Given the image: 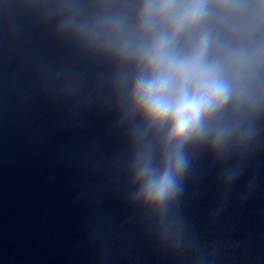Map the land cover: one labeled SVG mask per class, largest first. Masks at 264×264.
I'll return each mask as SVG.
<instances>
[{
    "label": "clouds",
    "instance_id": "1",
    "mask_svg": "<svg viewBox=\"0 0 264 264\" xmlns=\"http://www.w3.org/2000/svg\"><path fill=\"white\" fill-rule=\"evenodd\" d=\"M59 14L61 31L121 68L115 86L144 122L132 161L138 198L162 206L179 194L188 145L246 138L264 73V0H138L134 16L115 8L91 17L65 0ZM153 130L164 131L159 162L145 142Z\"/></svg>",
    "mask_w": 264,
    "mask_h": 264
}]
</instances>
